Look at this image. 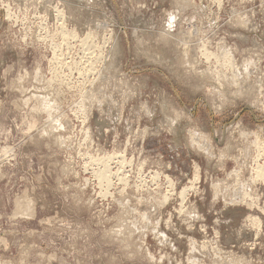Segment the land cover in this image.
<instances>
[{"label":"rangeland","instance_id":"obj_1","mask_svg":"<svg viewBox=\"0 0 264 264\" xmlns=\"http://www.w3.org/2000/svg\"><path fill=\"white\" fill-rule=\"evenodd\" d=\"M258 172L264 0H0V264H264Z\"/></svg>","mask_w":264,"mask_h":264},{"label":"bare ground","instance_id":"obj_2","mask_svg":"<svg viewBox=\"0 0 264 264\" xmlns=\"http://www.w3.org/2000/svg\"><path fill=\"white\" fill-rule=\"evenodd\" d=\"M56 49V48H55ZM54 49V50H55ZM205 50V49H204ZM195 54V53H194ZM205 54V53H204ZM225 55V54H224ZM222 58V57H221ZM225 61V60H224ZM227 61V60H226ZM228 63V62H227ZM224 64V63H223ZM229 64H230V61H229ZM226 65V64H225ZM223 66V65H222ZM231 66H233V64L231 65ZM51 68V67H50ZM49 73V72H48ZM233 75H234V73H233ZM57 77V76H56ZM233 79V78H232ZM235 79H233V81H234ZM58 100V99H57ZM85 102V101H84ZM61 114V113H60ZM203 143V142H202ZM207 148V147H206ZM209 151V150H208ZM5 153V152H4ZM2 154V153H1ZM7 154V153H6ZM257 173V172H256ZM257 176H259V177H263L264 178V173H262V172H258V174H257ZM242 190V189H241ZM248 194V193H247ZM246 194V195H247ZM18 201V200H17ZM23 201V200H22ZM252 203V202H251ZM30 205V204H29ZM28 208V207H27ZM29 212V211H28ZM142 215V214H141ZM143 216V215H142ZM257 223H258V221H257ZM256 223V224H257ZM163 237V236H162ZM242 260V259H241Z\"/></svg>","mask_w":264,"mask_h":264}]
</instances>
